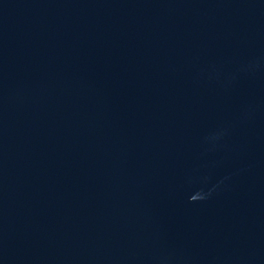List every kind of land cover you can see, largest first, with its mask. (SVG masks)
Here are the masks:
<instances>
[{"label":"water","instance_id":"95a60500","mask_svg":"<svg viewBox=\"0 0 264 264\" xmlns=\"http://www.w3.org/2000/svg\"><path fill=\"white\" fill-rule=\"evenodd\" d=\"M0 264H264V0H0Z\"/></svg>","mask_w":264,"mask_h":264}]
</instances>
